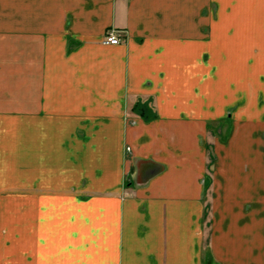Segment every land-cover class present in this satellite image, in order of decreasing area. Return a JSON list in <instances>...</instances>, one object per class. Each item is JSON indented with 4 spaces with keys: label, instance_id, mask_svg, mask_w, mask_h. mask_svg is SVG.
<instances>
[{
    "label": "crops",
    "instance_id": "0c3cea01",
    "mask_svg": "<svg viewBox=\"0 0 264 264\" xmlns=\"http://www.w3.org/2000/svg\"><path fill=\"white\" fill-rule=\"evenodd\" d=\"M0 264H264V0H0Z\"/></svg>",
    "mask_w": 264,
    "mask_h": 264
},
{
    "label": "built area",
    "instance_id": "2783aa9c",
    "mask_svg": "<svg viewBox=\"0 0 264 264\" xmlns=\"http://www.w3.org/2000/svg\"><path fill=\"white\" fill-rule=\"evenodd\" d=\"M105 42L114 45L119 44L121 42L120 33L114 29H111L106 35Z\"/></svg>",
    "mask_w": 264,
    "mask_h": 264
}]
</instances>
